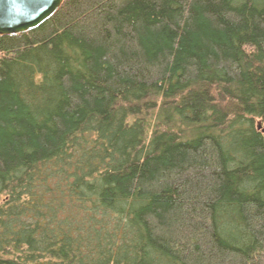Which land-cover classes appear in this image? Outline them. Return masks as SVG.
<instances>
[{"label":"trees","instance_id":"obj_1","mask_svg":"<svg viewBox=\"0 0 264 264\" xmlns=\"http://www.w3.org/2000/svg\"><path fill=\"white\" fill-rule=\"evenodd\" d=\"M264 0H64L0 35V264H264Z\"/></svg>","mask_w":264,"mask_h":264},{"label":"water","instance_id":"obj_2","mask_svg":"<svg viewBox=\"0 0 264 264\" xmlns=\"http://www.w3.org/2000/svg\"><path fill=\"white\" fill-rule=\"evenodd\" d=\"M64 0H0V35H17L38 28Z\"/></svg>","mask_w":264,"mask_h":264},{"label":"rangeland","instance_id":"obj_3","mask_svg":"<svg viewBox=\"0 0 264 264\" xmlns=\"http://www.w3.org/2000/svg\"><path fill=\"white\" fill-rule=\"evenodd\" d=\"M259 127H260V128H261V127H264V123H263L262 120H259Z\"/></svg>","mask_w":264,"mask_h":264},{"label":"bare ground","instance_id":"obj_4","mask_svg":"<svg viewBox=\"0 0 264 264\" xmlns=\"http://www.w3.org/2000/svg\"><path fill=\"white\" fill-rule=\"evenodd\" d=\"M47 21H48V20H47ZM47 21H46V22H47ZM44 23H45V22H44ZM44 23H43V24H44ZM39 27H40V26H39Z\"/></svg>","mask_w":264,"mask_h":264}]
</instances>
